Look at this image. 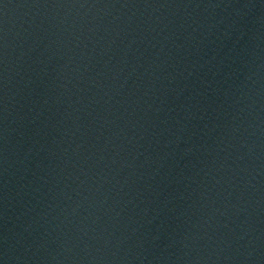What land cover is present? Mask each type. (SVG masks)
Here are the masks:
<instances>
[{"label":"water","instance_id":"1","mask_svg":"<svg viewBox=\"0 0 264 264\" xmlns=\"http://www.w3.org/2000/svg\"><path fill=\"white\" fill-rule=\"evenodd\" d=\"M0 264H264V0H0Z\"/></svg>","mask_w":264,"mask_h":264}]
</instances>
